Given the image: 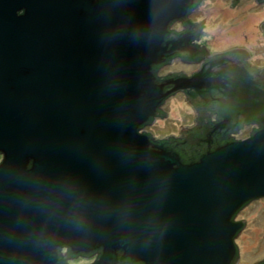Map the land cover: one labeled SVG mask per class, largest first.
I'll list each match as a JSON object with an SVG mask.
<instances>
[{
	"label": "water",
	"instance_id": "1",
	"mask_svg": "<svg viewBox=\"0 0 264 264\" xmlns=\"http://www.w3.org/2000/svg\"><path fill=\"white\" fill-rule=\"evenodd\" d=\"M200 1L0 0V264H59L62 248L101 250L90 264H237L235 218L264 197V128L208 137L188 163L140 132L175 93L222 81L206 63L158 76L200 51L171 31ZM226 54L210 68L248 81ZM226 83L225 114L262 112Z\"/></svg>",
	"mask_w": 264,
	"mask_h": 264
},
{
	"label": "rangeland",
	"instance_id": "2",
	"mask_svg": "<svg viewBox=\"0 0 264 264\" xmlns=\"http://www.w3.org/2000/svg\"><path fill=\"white\" fill-rule=\"evenodd\" d=\"M233 0H204L192 15L198 24L203 22V45L211 54L223 53L232 49L243 48L250 51L251 62L264 68V34L261 25L264 21V5L256 0H240L232 6ZM181 29L180 24L174 25ZM197 66H189L176 61L174 65L160 70L161 75L169 73H191ZM164 117H158L154 123L143 129L156 139H165L172 135L179 136L183 127H191L195 123L196 113L187 101L184 92L169 97L163 105ZM249 127L243 129L239 138H246ZM2 159L0 160V162ZM246 219L245 228L236 238L240 251L237 264H258L264 261V197L247 204L236 216L235 220ZM81 260L90 263L96 258L78 257L72 264H80Z\"/></svg>",
	"mask_w": 264,
	"mask_h": 264
},
{
	"label": "flooded vegetation",
	"instance_id": "3",
	"mask_svg": "<svg viewBox=\"0 0 264 264\" xmlns=\"http://www.w3.org/2000/svg\"><path fill=\"white\" fill-rule=\"evenodd\" d=\"M233 1H234V5L237 6L240 0H233ZM256 1L259 2V4L264 5V0H256ZM203 2L204 0L198 2V4L193 8V10L188 15L187 18L190 21L191 25L186 24L184 20H176L171 26V31L178 33L179 35L185 34L186 36H189L191 39L190 44L197 46L198 49L201 48V50H203V53L201 54L204 55V59L203 58L200 60L196 59L195 55L197 53H193L191 60L183 58L179 55H175L171 57L165 65L159 67V76H163L160 74V70L170 65H174L176 61L189 66H197L198 68L192 71L191 73L173 72L164 76H168L171 74H175V75L185 74L188 78H192L198 71L202 69V65L205 63L209 66V71L211 72L210 76H212L213 79H215L214 78L215 76L212 75V72H216V74L218 72L223 73L222 81L219 78H216L212 82V87L201 84L199 82L196 88L193 87L188 91L189 93H186L184 91H179V92H184V94L186 95L187 101L192 105V107L195 110L196 118L194 125H192L187 130L182 132L179 136H175V137H177L178 139L185 138L187 141L186 143H189L190 141L189 144L197 145L199 149L201 148L202 142L205 139L202 138L204 135L210 137L212 140H215L218 139V137L220 136L224 137L225 134L226 135L230 134V136L235 137L234 139L242 140V138H239V135L241 134L243 129L249 127V130L246 133L247 134L246 138H249L254 133V131L264 128V110H263L264 108L261 109L262 112L260 114H257L255 112L253 113V115H251L252 113L250 115L247 114L246 117L240 114V112H236L230 115V114H225V112L222 111V107L226 108L229 105H231L229 104L231 96L228 93L229 90L228 87H230L231 84L226 83L228 81L230 83L234 82L233 88L231 90L232 91L234 90V93L238 91L239 94H244L241 96L246 100L248 101L255 100L254 101L255 103L264 101V69L261 70L259 67H256L250 60L252 52L250 53V51L248 52L243 48H238L234 51L226 52L229 53L226 55H229V59H230L229 61H231L230 63L231 65H238L240 67H245V69H247L250 75V79H248V81L246 79H243L244 83L241 82L240 77L236 76L235 71L229 68L226 69L222 67L223 72L222 70L220 71L219 68H215V67H214L215 69L210 68L212 67L210 66V64L213 61L211 60L212 59L211 57L213 55L209 51L208 47L203 45L202 36L204 33V28H203L204 26L196 23L192 18V15L195 12V10ZM177 23L180 24L181 29L176 28L174 26ZM261 31L264 34V21L263 24L261 25ZM167 38L170 39L171 37L168 36ZM245 81L250 83V85L247 86ZM257 86L259 87V89L257 88ZM244 88H245V92H244ZM246 89L248 90V93H246L247 91ZM163 105L161 107V112L166 114L163 109ZM247 118H250L252 120L249 121L247 120ZM156 119H158V117ZM156 119H154L152 122L146 123L142 128L146 129L147 127L151 126ZM155 140L157 139L155 138ZM163 140H168V138ZM181 145L184 146L183 143ZM1 159H3L2 154H0V160ZM66 249L67 248H62L63 251H66Z\"/></svg>",
	"mask_w": 264,
	"mask_h": 264
},
{
	"label": "trees",
	"instance_id": "4",
	"mask_svg": "<svg viewBox=\"0 0 264 264\" xmlns=\"http://www.w3.org/2000/svg\"><path fill=\"white\" fill-rule=\"evenodd\" d=\"M194 53H197L195 56H196V59H204V55L201 54L203 53V50H201L200 48V51H197V52H194ZM198 55V56H197ZM159 70V68H158ZM158 76H159V73H158ZM175 76V74H171V75H168V76H159L160 78H171ZM143 128L140 129V132L141 133H144V134H149L151 137L152 134H150L149 132H145L142 130ZM154 138V137H153ZM202 138H205L204 141L202 142V146L201 148L199 149V147L197 145H192V144H189V143H186V139L183 138V139H178L177 137L175 136H171L168 138V140H156L157 142H165L167 144H171V146L173 147H176V149L179 151L182 159L184 160L185 163H188V162H191V161H194V160H197L198 157L200 156L202 150H203V145H205V140L208 138V136H203ZM235 137L233 136H230L229 135H224V137H218V139H215V140H212L213 143H216V144H221L223 141L225 140H232L234 139ZM184 144V146H182L181 144ZM197 146V147H196ZM101 254V250H96L90 254H84L83 255H74L71 253L70 249H66V251H63L62 249H60V255H59V264H72V260L78 258V257H85V258H98L99 255ZM120 264H131V261L129 259H126L124 260L122 263Z\"/></svg>",
	"mask_w": 264,
	"mask_h": 264
},
{
	"label": "clouds",
	"instance_id": "5",
	"mask_svg": "<svg viewBox=\"0 0 264 264\" xmlns=\"http://www.w3.org/2000/svg\"><path fill=\"white\" fill-rule=\"evenodd\" d=\"M80 264H89V262L87 260H81Z\"/></svg>",
	"mask_w": 264,
	"mask_h": 264
}]
</instances>
